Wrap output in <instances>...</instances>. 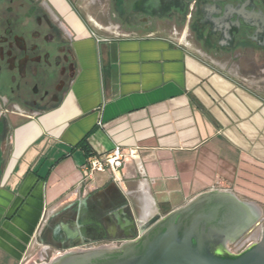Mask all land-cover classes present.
I'll return each instance as SVG.
<instances>
[{"label":"crops","instance_id":"crops-1","mask_svg":"<svg viewBox=\"0 0 264 264\" xmlns=\"http://www.w3.org/2000/svg\"><path fill=\"white\" fill-rule=\"evenodd\" d=\"M46 1L72 44L75 74L56 106L11 117L12 152L0 180V264H25L34 242L49 246L48 258L60 252L44 239L50 222L51 237L80 235V220L92 218L87 201L109 203L112 175L125 214L139 226L209 190L264 208L262 4L209 3L190 27L191 16L181 12L187 0H129L119 22L110 0L95 8ZM140 15L144 22H129ZM124 22L127 29L119 30ZM84 140L100 157L116 147L134 152L119 171L123 186L110 172L83 182ZM141 187L156 209L146 223ZM119 223L126 225L121 217ZM117 226L109 224L111 232Z\"/></svg>","mask_w":264,"mask_h":264},{"label":"flooded vegetation","instance_id":"flooded-vegetation-1","mask_svg":"<svg viewBox=\"0 0 264 264\" xmlns=\"http://www.w3.org/2000/svg\"><path fill=\"white\" fill-rule=\"evenodd\" d=\"M264 6V0H249ZM114 21L124 19L125 5L129 0H110ZM135 3V1H134ZM219 6L238 5L244 0H187L181 5L189 26H195L199 9L206 4ZM248 4V3H247ZM145 16L129 18L130 23L144 22ZM127 29L126 22L118 26ZM75 74L72 44L67 38L61 20L55 18L46 0H0V180L7 168L12 152L13 125L11 117L42 114L60 103L70 79ZM100 201H87L86 211L92 216L80 220V235L50 236V222L44 232L45 241L61 251L70 247L85 249L107 244H121L135 236L127 221L123 227L120 217L125 214L123 205L111 208ZM111 206V207H110ZM117 207V208H116ZM110 208V209H109ZM111 216V217H109ZM129 218V217H128ZM131 219V218H130ZM115 221L118 231L109 228ZM88 221V222H87ZM115 231V230H114Z\"/></svg>","mask_w":264,"mask_h":264},{"label":"water","instance_id":"water-1","mask_svg":"<svg viewBox=\"0 0 264 264\" xmlns=\"http://www.w3.org/2000/svg\"><path fill=\"white\" fill-rule=\"evenodd\" d=\"M123 218L137 238L51 258L45 246L30 264H264V208L230 191L203 192L143 226Z\"/></svg>","mask_w":264,"mask_h":264},{"label":"built area","instance_id":"built-area-1","mask_svg":"<svg viewBox=\"0 0 264 264\" xmlns=\"http://www.w3.org/2000/svg\"><path fill=\"white\" fill-rule=\"evenodd\" d=\"M65 31V29H64ZM66 34V32H65ZM99 125H101L99 123ZM134 156L133 151H125L120 147H116L111 152L103 155V156H92L87 160L86 165L82 168L84 172V180L85 183L88 180H92L96 174L111 172L112 174H116V172L121 171L127 162L132 159ZM41 233V231H40ZM136 234L134 238H137ZM34 242L31 247L32 249L35 247Z\"/></svg>","mask_w":264,"mask_h":264},{"label":"rangeland","instance_id":"rangeland-1","mask_svg":"<svg viewBox=\"0 0 264 264\" xmlns=\"http://www.w3.org/2000/svg\"><path fill=\"white\" fill-rule=\"evenodd\" d=\"M73 4H75V5H79L81 2H84V3H86V5H88V4H92V5H89V7L90 8H95L96 6H98V7H101V6H99V3H100V1L99 0H70ZM104 6V5H103ZM103 10H105L104 8H103ZM111 173V172H110ZM110 173H109V171L108 172H106L105 173V175H102L101 176V178H105V177H107V174L108 175H110ZM104 174V173H103ZM117 176V175H116ZM115 180H116V178L115 177H113V175H112V177L109 179V185H112L113 187H112V189L110 190V191H108L107 193H105V196L106 197H108V199H107V201H111V200H117L118 202L117 203H112L111 204V208H114L115 206H117V204H123L124 202H125V198H124V196H123V194H122V192L120 191V189H119V187H118V183H116L115 182ZM135 203V202H134ZM107 205H109V203L107 204ZM110 209V208H109ZM137 213V212H136ZM45 246H47V245H45ZM40 251H41V249H39V248H37L36 246H35V249H34V251H32V253L30 254L31 255V257H29L28 259H27V261L25 262V264H30L31 262H34V261H36V256L40 253ZM52 256H50V258H51Z\"/></svg>","mask_w":264,"mask_h":264},{"label":"bare ground","instance_id":"bare-ground-1","mask_svg":"<svg viewBox=\"0 0 264 264\" xmlns=\"http://www.w3.org/2000/svg\"><path fill=\"white\" fill-rule=\"evenodd\" d=\"M116 175H117V180L120 181L121 176L118 171L116 172ZM120 183L121 186H123L122 181H120ZM140 202L142 207V214L140 221H142V223H146L155 214L156 209L153 198L149 195L148 191L143 187H141V191H140ZM42 252L44 253V250H42L37 256H41Z\"/></svg>","mask_w":264,"mask_h":264},{"label":"trees","instance_id":"trees-1","mask_svg":"<svg viewBox=\"0 0 264 264\" xmlns=\"http://www.w3.org/2000/svg\"><path fill=\"white\" fill-rule=\"evenodd\" d=\"M81 146H82L83 150L85 151L87 157L96 156V155L93 154V153L91 152V150L88 148V145L86 144V140H84V141L81 143Z\"/></svg>","mask_w":264,"mask_h":264}]
</instances>
